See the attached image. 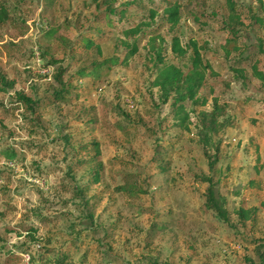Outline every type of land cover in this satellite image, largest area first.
I'll return each instance as SVG.
<instances>
[{
  "label": "rangeland",
  "instance_id": "1",
  "mask_svg": "<svg viewBox=\"0 0 264 264\" xmlns=\"http://www.w3.org/2000/svg\"><path fill=\"white\" fill-rule=\"evenodd\" d=\"M178 3L173 32L160 13L154 33L126 40L137 47L126 65L90 67L93 74L79 78L77 71L92 61L121 60L125 52L118 27L98 18L91 0H0L9 18L0 23V76L13 83L0 92V264H30L26 248L34 264L64 255L75 264H245L254 257L255 243L264 241V94L250 74L245 85L231 74L236 57L224 51L226 0ZM239 5V42L246 55H258L264 72V0ZM150 7L132 8L125 25L147 18ZM92 35L102 56L92 50L71 57L80 36ZM151 35L163 39L167 63H184L171 56L173 37L182 47L196 42L216 73L200 92L207 106L196 108L209 110L217 99L224 110L211 172L194 117L188 132L172 127L170 108L150 86ZM59 69L69 95L53 102ZM20 95L46 106L26 112ZM126 101L135 108L128 111ZM97 166L99 183L85 186L86 170ZM204 175L215 183L228 223L204 209ZM81 188L87 207L77 197ZM240 208L256 213L239 222Z\"/></svg>",
  "mask_w": 264,
  "mask_h": 264
},
{
  "label": "trees",
  "instance_id": "2",
  "mask_svg": "<svg viewBox=\"0 0 264 264\" xmlns=\"http://www.w3.org/2000/svg\"><path fill=\"white\" fill-rule=\"evenodd\" d=\"M148 2L151 4L149 9V15L147 18H141L136 21L134 27L126 26V22L130 19L128 13L132 8H135ZM240 0H226V8L228 15L225 22V31L227 38L225 39L224 51L225 56L230 57L235 55L236 59L232 61V76L236 81L245 85L250 74L260 85L259 92L264 94V72L260 71L257 66L258 55H246L240 44V38L243 21L241 20V6ZM97 12V17L102 20H106L108 28L115 29L118 27L120 35L124 38L125 42L122 44L125 47V52L121 60L119 57L108 59L98 63V61H92L87 67L80 68L77 71L79 78L90 76L94 71L104 65H126L128 61L137 52L135 45L126 43V40L131 37H138L145 32L154 33L155 31V19L161 13L164 23L168 26L169 30L173 32L180 21V5L178 0H91ZM155 4H158L156 7ZM150 6V5H149ZM254 23H260L259 16L251 15ZM9 20L7 12L0 8V23H6ZM135 21L131 22L134 23ZM48 31V30H46ZM99 32V30H98ZM95 35L92 36H80L79 45H74L70 51V56L73 57L78 51L82 53H89V51L95 50V58L98 59L102 56L100 43L95 41ZM229 46H232L233 50H229ZM148 61L151 63L153 80L150 83L151 88H154L158 92V99L162 105H168L170 112L167 116L172 122V127L180 130L181 132H188L192 125V117L195 119L194 126L196 127V139L201 146L203 156L206 158L209 164V171H213L215 168L217 158L216 154H211L213 150V140L221 132L224 122L220 121L224 116L223 107L218 105L217 99H213V103L209 110H201L196 112V108L206 107V100L200 97V92L205 86L207 75L216 76V73L211 72L210 64L203 59L200 52L201 47L194 41H189L185 47L180 45L178 37H173L170 44V53L174 59H179L180 62L167 63V51L163 44V39L158 35H151L146 44ZM50 64H56L55 61H51ZM47 66V65H46ZM91 67V71L89 68ZM251 73H248V72ZM210 72V73H208ZM63 75V69H59L56 77V83L61 87V90L49 97L53 102L65 101V98L69 95V88L66 84L61 82ZM13 88V83L7 81L3 76H0V92ZM18 102L22 105V108L26 112H33L34 108H43L46 105H42L41 100H32L29 97L23 95L18 96ZM132 103V102H131ZM248 104V103H247ZM246 104V105H247ZM129 109L125 102V107ZM264 107V105H263ZM92 148L95 152V156L99 155L98 143H92ZM256 161L259 162L261 156L257 154ZM264 158V157H263ZM264 168V159L263 166ZM100 168H89L87 173V185L97 184L100 180ZM258 173V170H256ZM253 182H250L251 185ZM202 184H206L204 194L203 207L206 211L212 212L223 223H228V214L225 209L222 199L217 195L215 183L210 177L203 176ZM87 189H80L78 198L84 202V207H87V200H85V194ZM254 209L240 208L236 211V216L239 222H245L250 220L255 214ZM89 219L91 215L89 214ZM33 233L36 231L29 230ZM33 239V235L30 236ZM254 257L247 258L245 264H264V241H258L255 243ZM23 254L29 255L28 262L34 264V258L30 249L26 248L22 251ZM38 264H75L71 261L67 255L61 256L57 259H49L39 261Z\"/></svg>",
  "mask_w": 264,
  "mask_h": 264
},
{
  "label": "built area",
  "instance_id": "3",
  "mask_svg": "<svg viewBox=\"0 0 264 264\" xmlns=\"http://www.w3.org/2000/svg\"><path fill=\"white\" fill-rule=\"evenodd\" d=\"M35 26H36L37 28H43V27H45L44 25H41L39 22H36V23H35ZM46 28H47V27H45V29H46ZM36 52H37V51H35V55H36V57H38V54H37ZM126 103H127V107H128L129 109H132V108H133V105H132L131 102L126 101ZM9 166H10V167H14L13 164H10Z\"/></svg>",
  "mask_w": 264,
  "mask_h": 264
}]
</instances>
